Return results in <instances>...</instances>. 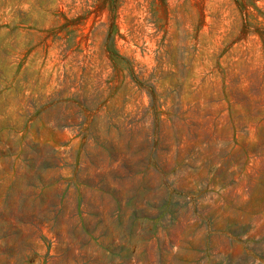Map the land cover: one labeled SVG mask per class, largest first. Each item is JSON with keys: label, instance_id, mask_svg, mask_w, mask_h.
<instances>
[{"label": "rangeland", "instance_id": "obj_1", "mask_svg": "<svg viewBox=\"0 0 264 264\" xmlns=\"http://www.w3.org/2000/svg\"><path fill=\"white\" fill-rule=\"evenodd\" d=\"M0 264H264V0H0Z\"/></svg>", "mask_w": 264, "mask_h": 264}]
</instances>
